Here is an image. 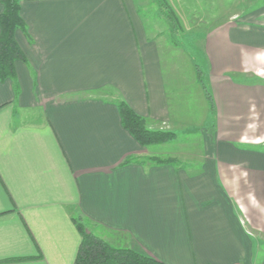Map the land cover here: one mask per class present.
<instances>
[{
  "label": "crops",
  "instance_id": "obj_1",
  "mask_svg": "<svg viewBox=\"0 0 264 264\" xmlns=\"http://www.w3.org/2000/svg\"><path fill=\"white\" fill-rule=\"evenodd\" d=\"M20 5L18 93L0 81V264H74L80 217L165 264H264V5L202 34L213 109L196 67L193 93L166 75L174 47L148 34L137 0ZM191 98L203 116L197 154L143 147L117 104L177 132L197 114Z\"/></svg>",
  "mask_w": 264,
  "mask_h": 264
},
{
  "label": "rangeland",
  "instance_id": "obj_2",
  "mask_svg": "<svg viewBox=\"0 0 264 264\" xmlns=\"http://www.w3.org/2000/svg\"><path fill=\"white\" fill-rule=\"evenodd\" d=\"M137 2L148 34L158 36L159 43L165 45L168 42L174 47V57L167 64L166 75L174 73L177 75V81H183L184 87L189 85L190 81L194 84L189 85V91L192 93L194 87L196 90L201 89L196 82L195 67L204 70L201 39L205 29H211L216 22L225 21L227 18L224 16L230 14L241 16L264 5V0H137ZM171 11L178 19L177 24L168 18V12ZM181 49L184 50V54H181ZM173 68L174 71L171 70ZM184 87L183 90L186 91ZM189 100L197 114L192 116L193 121L185 124L177 132L168 131L175 133L177 137L167 145L158 146L159 151L164 154L179 151L197 154L203 150V116L199 110L201 104L197 106V100L194 98Z\"/></svg>",
  "mask_w": 264,
  "mask_h": 264
},
{
  "label": "trees",
  "instance_id": "obj_3",
  "mask_svg": "<svg viewBox=\"0 0 264 264\" xmlns=\"http://www.w3.org/2000/svg\"><path fill=\"white\" fill-rule=\"evenodd\" d=\"M5 7L0 15V81L12 79L18 93L16 61H26L25 53L16 39L18 31L27 32L26 23L21 16L20 0H2ZM168 18L177 24L173 12H168ZM197 79L205 91L207 100L213 109V99L206 85L203 71L196 66ZM123 127L143 147L165 144L176 139V134L168 131L151 130L147 120L137 114L124 100L117 101ZM145 160V159H144ZM147 161L157 165L178 163L175 158L148 157ZM135 162L126 159L125 164ZM75 225L82 237V241L74 264H165L152 257L143 255L131 248H117L109 242L89 232L84 218L75 219Z\"/></svg>",
  "mask_w": 264,
  "mask_h": 264
}]
</instances>
